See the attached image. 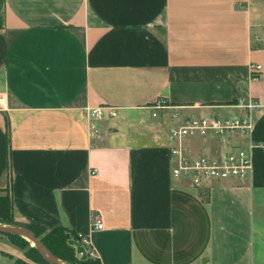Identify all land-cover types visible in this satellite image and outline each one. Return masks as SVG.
Wrapping results in <instances>:
<instances>
[{"label": "crops", "instance_id": "crops-1", "mask_svg": "<svg viewBox=\"0 0 264 264\" xmlns=\"http://www.w3.org/2000/svg\"><path fill=\"white\" fill-rule=\"evenodd\" d=\"M0 95L16 222L85 236L102 264H264V149L249 179L196 189L169 141L188 117L251 105L264 143V0H0ZM100 107L117 116L92 136ZM2 236L0 264H17Z\"/></svg>", "mask_w": 264, "mask_h": 264}, {"label": "built area", "instance_id": "built-area-1", "mask_svg": "<svg viewBox=\"0 0 264 264\" xmlns=\"http://www.w3.org/2000/svg\"><path fill=\"white\" fill-rule=\"evenodd\" d=\"M256 71L262 69L257 65ZM0 95V104H3ZM253 106L248 105L246 112L239 116L222 117L207 115L188 117L181 124L169 130L171 161L174 166V178L184 181L196 189L209 187L212 184L232 180H247L254 170L253 151L257 147L264 149V143L254 138V124L251 117ZM164 108L163 103H157L154 109ZM90 119V131L94 136L98 129V121L115 118L117 110L112 107L87 109ZM198 139H209L214 148L197 153L188 143ZM94 227L102 229L103 221L94 220ZM81 242L89 247L88 253L93 255L89 239L80 236Z\"/></svg>", "mask_w": 264, "mask_h": 264}, {"label": "trees", "instance_id": "trees-1", "mask_svg": "<svg viewBox=\"0 0 264 264\" xmlns=\"http://www.w3.org/2000/svg\"><path fill=\"white\" fill-rule=\"evenodd\" d=\"M0 224L25 227L32 231L38 239L51 251L57 258L67 261L71 264H102L99 259H93L88 253L89 247L85 246L80 239V236L63 228L57 227L51 231L38 225H24L14 220L12 215V200L9 195L0 197ZM10 241L19 248H25L30 243L23 237L18 235H5ZM77 239L85 248L87 258L82 260V257L77 256L76 249L69 244L70 240ZM35 254L32 257L35 262L41 264H52L45 260L36 247L30 249Z\"/></svg>", "mask_w": 264, "mask_h": 264}, {"label": "water", "instance_id": "water-1", "mask_svg": "<svg viewBox=\"0 0 264 264\" xmlns=\"http://www.w3.org/2000/svg\"><path fill=\"white\" fill-rule=\"evenodd\" d=\"M0 235L21 236L32 242L34 244V247L38 249L45 260L49 261L52 264H65L60 262L59 258H57L51 251H49L48 248L40 241V239L36 237V235L32 231L25 227L0 224ZM69 244L76 249L78 255H81L82 260H85L87 258L85 248L77 239L70 240Z\"/></svg>", "mask_w": 264, "mask_h": 264}, {"label": "rangeland", "instance_id": "rangeland-1", "mask_svg": "<svg viewBox=\"0 0 264 264\" xmlns=\"http://www.w3.org/2000/svg\"><path fill=\"white\" fill-rule=\"evenodd\" d=\"M8 194H0V197H6ZM1 236V235H0ZM2 237H5V236H2ZM27 240V239H26ZM28 241V240H27ZM29 243H30V245H28V246H26L25 248H19V247H17V249H18V251H20V254H19V256L15 259V258H13L14 260H15V262L17 263V264H41V263H38V262H35L34 260H33V258L32 257H35V254L33 253V252H31L30 251V249L32 248V247H34V244L32 243V242H30V241H28ZM77 256H79V257H81V255H78L77 254ZM93 259H95V257L94 256H91ZM60 260V262H62V263H65V264H71V263H69V262H67V261H64V260H62V259H59Z\"/></svg>", "mask_w": 264, "mask_h": 264}]
</instances>
